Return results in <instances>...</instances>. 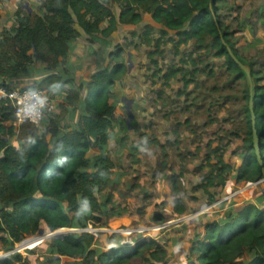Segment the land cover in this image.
I'll return each instance as SVG.
<instances>
[{"label":"trees","instance_id":"obj_1","mask_svg":"<svg viewBox=\"0 0 264 264\" xmlns=\"http://www.w3.org/2000/svg\"><path fill=\"white\" fill-rule=\"evenodd\" d=\"M33 1L43 14L20 7L15 19L17 25L2 33L0 77L5 78L3 85L8 79L18 77L35 61H41L50 74L32 86L47 91L56 100L73 81V75L65 74L61 69L66 68L71 47L82 37V32L106 40L120 25H138L144 14H150L153 21L164 28L161 38L156 40L151 36L154 26L146 27L144 42L147 45L157 42L158 50L151 53V57L163 53L159 50L165 41L174 44L177 54L181 45L194 41L197 50L214 52L216 57L224 58L230 84L242 83V92L237 98L243 102L245 126L242 136L238 132L233 134L243 140L244 161L238 179L257 182L264 177L256 149L251 86L247 73L232 53L252 74L254 112L264 160V85L260 84L263 77L239 54L233 41V31L222 22L219 10L224 0ZM116 4L120 7L119 15L112 9ZM104 23H107L106 27H103ZM187 25L190 27L188 30L185 29ZM169 32L175 33L178 40L173 37L166 39ZM96 56L98 71L90 82L80 85L77 90L69 89L64 101L58 102L59 113L49 110L46 119L50 122L51 140L32 123L16 126L12 104L0 101V243L4 246L21 243L26 237L41 232L42 227L43 231L53 233L63 228H87L90 217L100 219L97 215L103 212V203L96 194V188L99 192L107 188L116 167L115 162L101 151L110 140L109 129L115 119L112 91L127 72V64L122 46L109 53L111 62L107 66H104L103 48L96 52ZM192 57L190 55L189 59L195 64ZM181 61L189 63L188 60ZM153 62L157 64L155 60ZM214 73L212 68L210 75ZM193 75L183 67L170 69L164 74L167 81L182 77L184 89L181 94L186 93L195 80ZM83 90V114L78 119L77 128L60 133V123L71 108L79 105L82 99L80 91ZM14 137L21 145L10 143ZM95 146L99 147L100 153L91 159L88 153ZM214 152H217L218 162L205 179V184L200 186L209 194V188L225 185L226 175L233 170L223 160L222 148ZM177 177L173 178L175 195H179ZM262 196L264 193L259 194ZM175 208L178 213L185 212L179 196H176ZM36 243V239L28 240L22 246L34 248ZM94 243L93 234L70 233L54 238L52 247L58 253V259H66V264H131L136 259L156 264L153 260L161 262L166 254L155 239L141 240L133 246L119 244L107 252L94 249ZM191 253L196 255L197 264H243L244 257L249 254L251 258L245 264H264V208L249 201L238 206L236 213L230 214L226 220L207 224L204 236L193 243ZM22 261V254L16 252L1 258L0 264Z\"/></svg>","mask_w":264,"mask_h":264},{"label":"rangeland","instance_id":"obj_2","mask_svg":"<svg viewBox=\"0 0 264 264\" xmlns=\"http://www.w3.org/2000/svg\"><path fill=\"white\" fill-rule=\"evenodd\" d=\"M20 7L43 14L33 0H0V36L11 25H17L15 19ZM112 9L119 15V5ZM219 15L233 31L239 54L260 72L263 77L260 84L264 85V0H224L220 3ZM106 25L104 23L103 27ZM148 25L154 26L152 38H161L164 28L156 24L150 14H144L138 25H120L106 40L83 35L71 47L66 68L61 69L86 84L98 71L96 52L105 50L104 66H107L111 62L108 55L117 46H122L127 64V72L112 91L115 119L109 129L110 140L101 151L116 167L107 188L102 192L96 188L103 203V212L97 215L100 219L89 216L91 221L87 225L94 230L89 233L95 236L93 248L96 250L107 252L119 244L133 246L141 240L155 239L166 254L163 261L153 260L154 263L197 264L191 247L204 236L206 225L226 220L236 213L238 206L254 201L256 195L262 193L264 183L252 186L238 179L244 161L243 140L233 134L238 132L242 136L245 126L243 102L237 98L243 86L229 83L224 58L216 57L214 52L197 50L194 41L181 45L179 54L173 43L165 41L159 50L163 53L151 57L158 49L156 40L152 45L144 42ZM189 28L187 25L185 29ZM168 37L178 40L173 32H169L166 39ZM190 55L195 64L190 61ZM182 67L195 74V80L186 93L181 94L182 77L167 81L164 74ZM212 68L215 73L210 75ZM196 69L198 72L194 73ZM66 93L67 88L55 100L53 110L57 113L60 112L58 102L64 101ZM81 107L79 104L75 108V114H80ZM49 126V120L45 119L39 126L40 132H46ZM10 143L21 145L16 137ZM218 148H222L223 160L233 170L226 175V184L209 188V194L200 186L205 184L218 162L217 152H214ZM99 153V147L95 146L88 156L93 159ZM175 175L179 176L175 178L179 195L173 193ZM248 187L251 192L246 198L243 193ZM176 196L182 198L184 213L176 211ZM206 205L209 207H204ZM163 225L165 227L157 230ZM143 228L148 230L140 232ZM72 229L61 232L65 235ZM130 229L137 231L128 235ZM44 232L43 236L38 232L14 245L0 243V259L19 252L23 261L16 264H66V259H58L52 247L57 235ZM75 233L80 234V231ZM34 239L37 240L34 248L22 246ZM147 257H151L149 253ZM250 258V254L245 256L243 264ZM131 264L147 263L136 259Z\"/></svg>","mask_w":264,"mask_h":264},{"label":"built area","instance_id":"obj_3","mask_svg":"<svg viewBox=\"0 0 264 264\" xmlns=\"http://www.w3.org/2000/svg\"><path fill=\"white\" fill-rule=\"evenodd\" d=\"M0 101L10 102L14 109L15 122L16 126H19L24 123H32L34 125L40 126L47 117L49 110L54 108L55 100L52 96L43 89H38L32 85H26L23 87H10L0 83ZM264 183V180L257 182H250L249 184L259 185ZM204 207H209L208 205ZM165 227L159 226L157 230ZM63 229L57 230V232L51 233L50 236L61 235L62 237L68 233H89L94 231L92 228H73L72 230L65 233L61 232ZM148 228H143L139 230L140 232H145ZM137 231L134 229L128 230L127 234L131 235L132 232Z\"/></svg>","mask_w":264,"mask_h":264},{"label":"crops","instance_id":"obj_4","mask_svg":"<svg viewBox=\"0 0 264 264\" xmlns=\"http://www.w3.org/2000/svg\"><path fill=\"white\" fill-rule=\"evenodd\" d=\"M12 26L13 25H11L10 27H12ZM80 31L82 32V30H80ZM82 34L85 35L83 32H82ZM1 36H2V34H1ZM1 36H0V39H1ZM71 68H72V66L70 67V69ZM49 74L50 73L46 69V65L43 62H41V61H35V63L33 65L29 66L26 69V71L22 72L18 77L8 79L6 81V85H8L10 87H15V88H17V87H23V86H26V85H32L34 83L41 82ZM73 79L75 81H72L71 83H69L66 86L67 93H68L69 89H76L77 90V89H79V86L80 85L85 84L81 80H77L76 77H74ZM77 81H79L78 82V85L75 84V82H77ZM3 82L5 83V78L0 77V83L3 84ZM80 92H81V98L82 99H81V102L79 104H81V106L83 107V102L82 101L84 99L83 97L85 96V90L80 91ZM66 94H65V96H66ZM82 107L80 109V114H78V115L75 114L76 113L75 112L76 111L75 108L72 109V113H71V110H70V112H69L68 116L66 117V119L63 120L60 123V125H59L60 133L64 134V133H66L68 131H71V130H74V129L77 128L78 119H79L80 115L83 114V108ZM74 117H75V119H74ZM44 133H47L48 140H51L52 134L49 132V128ZM262 193H264V188L262 189ZM252 202L256 203L260 208H264V196L259 197V194H257L255 200L252 201Z\"/></svg>","mask_w":264,"mask_h":264},{"label":"water","instance_id":"obj_5","mask_svg":"<svg viewBox=\"0 0 264 264\" xmlns=\"http://www.w3.org/2000/svg\"><path fill=\"white\" fill-rule=\"evenodd\" d=\"M29 12H32V10L29 9ZM232 56L234 57L236 62L242 67V69L247 73V76H248V79H249V83H250V86H251V109H252V112H253L254 131H255V138H256V149H257V153L259 155L261 164H262V166L264 168V160L262 158L261 146H260V142H259L260 141V136H259V132L257 130V121H256V115H255V112H254V103H253L254 84H253L252 74H251L250 69L246 65H244L233 53H232ZM129 114L131 115L130 112H129ZM128 122H130V120ZM261 180H264V177ZM261 180H259V181H261ZM44 233H45L44 231H41L40 232V236H43ZM59 236H61V235H57V238H62V236L61 237H59Z\"/></svg>","mask_w":264,"mask_h":264},{"label":"bare ground","instance_id":"obj_6","mask_svg":"<svg viewBox=\"0 0 264 264\" xmlns=\"http://www.w3.org/2000/svg\"><path fill=\"white\" fill-rule=\"evenodd\" d=\"M250 190H251V188H249V187L245 188L244 193H243L244 197L249 198L250 192H251Z\"/></svg>","mask_w":264,"mask_h":264}]
</instances>
